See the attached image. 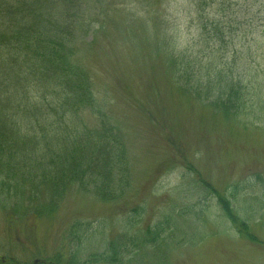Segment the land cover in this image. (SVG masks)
Returning a JSON list of instances; mask_svg holds the SVG:
<instances>
[{"label": "rangeland", "instance_id": "obj_1", "mask_svg": "<svg viewBox=\"0 0 264 264\" xmlns=\"http://www.w3.org/2000/svg\"><path fill=\"white\" fill-rule=\"evenodd\" d=\"M94 1L80 63L120 131L128 186L107 200L72 184L57 200L0 180V264H264V109L226 119L171 68V54L192 67L202 51L198 0Z\"/></svg>", "mask_w": 264, "mask_h": 264}, {"label": "trees", "instance_id": "obj_2", "mask_svg": "<svg viewBox=\"0 0 264 264\" xmlns=\"http://www.w3.org/2000/svg\"><path fill=\"white\" fill-rule=\"evenodd\" d=\"M91 7L89 0H0L1 190L38 194L46 185L61 200L74 184L113 200L128 186L120 131L107 125L80 63ZM194 7L202 47L195 66L169 56L182 91L226 119L255 115L264 109V2L198 0ZM86 114L96 124L87 126ZM126 240L108 247L115 262L128 254Z\"/></svg>", "mask_w": 264, "mask_h": 264}]
</instances>
